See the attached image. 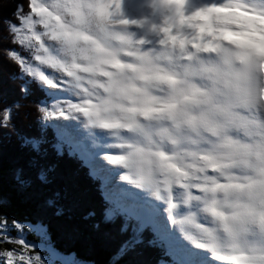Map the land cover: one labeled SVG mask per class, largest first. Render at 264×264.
I'll return each instance as SVG.
<instances>
[{
  "label": "clouds",
  "instance_id": "clouds-1",
  "mask_svg": "<svg viewBox=\"0 0 264 264\" xmlns=\"http://www.w3.org/2000/svg\"><path fill=\"white\" fill-rule=\"evenodd\" d=\"M100 2L52 0L44 23L60 55L36 42L38 57L78 90L90 121L132 134L118 154L124 179L200 189L213 226L192 213L181 228L225 264H264V242L248 240L252 226L264 240V12L213 13L209 52L167 41L145 51L97 14Z\"/></svg>",
  "mask_w": 264,
  "mask_h": 264
},
{
  "label": "trees",
  "instance_id": "trees-1",
  "mask_svg": "<svg viewBox=\"0 0 264 264\" xmlns=\"http://www.w3.org/2000/svg\"><path fill=\"white\" fill-rule=\"evenodd\" d=\"M30 4L0 0V224L36 227L47 239L30 231L28 240L83 264H180L152 225L106 196L79 150L45 122L53 100L23 67L34 57L9 30L18 6L29 14ZM13 247L0 242V254Z\"/></svg>",
  "mask_w": 264,
  "mask_h": 264
},
{
  "label": "rangeland",
  "instance_id": "rangeland-1",
  "mask_svg": "<svg viewBox=\"0 0 264 264\" xmlns=\"http://www.w3.org/2000/svg\"><path fill=\"white\" fill-rule=\"evenodd\" d=\"M124 1L132 2V5L143 8L142 5L147 7V5H153L154 2L161 0ZM51 2L52 0H37L38 4L46 6L50 5ZM156 7L157 11H151V13L156 17L161 16L165 21L168 15L166 16L160 5ZM29 15H33L35 20H39V17L31 12ZM105 22L109 23L110 27L119 30L129 40L137 35V31L131 29L133 25L114 26L108 21ZM35 32L41 37L40 43H43L51 54L60 55L58 45L48 38L43 25L37 23ZM23 45L24 49L34 57L31 60L24 58L27 63L23 62V67L36 80L38 79L53 100L52 106L48 108L44 118L45 122L51 125L60 137L79 150L86 163L91 165L92 174L102 179V188L106 196L117 202V207L123 212L140 218L144 225H152L156 233L167 241L170 252L180 264H225L224 261L214 256L208 248L203 247L201 243L180 228V221L185 216L192 213L196 214L197 210L204 211L203 202L191 200L192 197L203 199L204 195L201 190L198 188L189 189L186 185L180 187L177 183V189L181 191L180 200L177 199L174 204L175 207H172L167 202L166 194L162 198H156L154 195L156 190L138 186L124 179L123 174L126 170L123 165L113 162L109 157L120 154L123 151L122 140L132 134L127 133L126 137L118 136L112 130L103 129L90 121L83 113L70 109V103H80L78 90L66 76L37 59L39 55L38 45L34 40L27 41ZM150 48L148 46L149 50ZM206 215L208 214L206 213ZM13 229L17 230V235L10 233V230ZM30 231H35L47 239L45 232L39 231L36 227L22 224L12 227L11 225L8 226L7 223L0 224V242H12L14 244L12 249L3 250V253L0 254V264H83L72 257L61 255L46 243L31 242L28 240ZM249 242L260 243L258 241ZM9 251L14 254L12 259L8 258ZM20 255H24V260L19 259Z\"/></svg>",
  "mask_w": 264,
  "mask_h": 264
},
{
  "label": "snow or ice",
  "instance_id": "snow-or-ice-1",
  "mask_svg": "<svg viewBox=\"0 0 264 264\" xmlns=\"http://www.w3.org/2000/svg\"><path fill=\"white\" fill-rule=\"evenodd\" d=\"M162 2L168 8H171L173 4L179 5L176 10V16L174 18L170 17L167 26L162 29L166 36V41L173 46L178 44L181 48H185L188 45H191V47L194 49L202 48L205 52L213 50V45L210 41H204L203 44L201 43L205 34H212V29L210 27H206V25L211 23L213 13L231 12L233 10L244 11V9L250 8L244 4L241 6V4L236 3V0H226L225 3L207 4L196 9L191 14H188L185 12L186 0H162ZM30 12L39 17V20H35L33 15L25 14L23 5L18 6L16 13V19L18 23H9L10 34L13 37L14 42L18 41L21 44L32 40L37 43L41 42V37L35 32V25L39 23L40 25H43V28L46 27L44 23V17L46 13L50 12V9L44 4H38L37 0H31ZM97 14L105 21L112 23L114 26L138 23V21H130L123 18L121 13V0H101L100 7L97 9ZM253 14L259 13L257 10L253 9ZM114 17L116 19H113ZM198 21L199 23H197ZM185 27L193 30L191 35L183 31ZM228 38V36H225V39ZM163 42L165 41H162V43ZM13 55L15 54L13 53ZM37 59L42 61V58L40 57H37ZM69 108L79 111L85 116H87L90 112V109L81 103H70ZM4 112L10 118V113L8 110L5 109ZM109 159H111L113 162L119 163L125 158L123 156L113 155L109 157ZM212 167L215 169L217 166L213 165ZM218 187H225V185L220 184ZM171 206L175 207L174 204ZM13 255V252H8L9 259H12ZM19 259L21 261L24 260V255H20Z\"/></svg>",
  "mask_w": 264,
  "mask_h": 264
},
{
  "label": "bare ground",
  "instance_id": "bare-ground-1",
  "mask_svg": "<svg viewBox=\"0 0 264 264\" xmlns=\"http://www.w3.org/2000/svg\"><path fill=\"white\" fill-rule=\"evenodd\" d=\"M225 2L226 0H186L185 12L191 14L196 9L203 7L207 4H211V3L220 4ZM238 2L257 10L258 12H264V0H238ZM131 3H127L126 1L121 0V13L123 18L128 19L130 21H138V23H130V25H133L131 29L133 31H137L136 37L130 40L138 43L140 48L145 51L149 50L148 46H150L151 47L150 50L153 51H160L165 48H169L170 45L166 44L165 42L162 43V41H166V36L162 31V29L165 26H167L169 22V18L172 17V12L170 11V9L162 2V0L159 2H154L153 5H147V7L142 5L143 8L136 7ZM157 5H160L161 8H163V12L166 14V16L168 15L165 21H163V18L161 16L156 17L151 13V11L153 12L157 11V7H156ZM147 9H149L150 11ZM183 31L189 35H191L192 33V29L187 27H185ZM172 51L177 59L182 58V52L180 49H172ZM207 55H208L207 53L204 54V56ZM179 185L180 187L185 186V184L183 183H179ZM177 188L178 185L174 184L170 186V188L167 190L157 191L155 194L154 193L153 194L155 195L156 198L159 197L162 198L166 194L167 202L172 205L175 204L177 199L180 200L179 194L181 193V191H179ZM187 188L191 189L196 187L187 186ZM143 189L145 190V188ZM191 200L203 202L204 197L203 199H200L199 197H192ZM142 213H144L143 210ZM196 216L199 222L205 223L207 226H213L211 225L212 223L210 220L205 219L207 215L204 211L197 210ZM248 240L251 242L252 241H258L260 243L264 242V240H262L261 238L257 226H252L250 232L248 233ZM252 243L254 244V242Z\"/></svg>",
  "mask_w": 264,
  "mask_h": 264
}]
</instances>
